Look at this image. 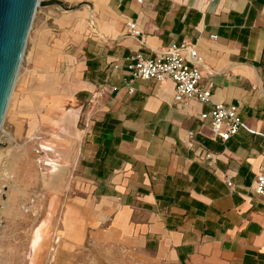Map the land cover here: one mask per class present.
<instances>
[{
    "label": "crops",
    "instance_id": "1",
    "mask_svg": "<svg viewBox=\"0 0 264 264\" xmlns=\"http://www.w3.org/2000/svg\"><path fill=\"white\" fill-rule=\"evenodd\" d=\"M115 4L118 33L104 53L72 57L75 101L83 105L96 87L104 97L82 135L80 163L95 188L82 197L75 229L66 224L68 242L82 247L80 232L91 227L90 249L109 254L98 264H264V199L251 188L264 168V0ZM128 21L141 27L142 47L123 36ZM181 41L201 58L212 101L237 107L243 126L226 142L199 119L209 106L175 105L171 81H136L127 97L126 74L113 69ZM69 255L66 264L84 263Z\"/></svg>",
    "mask_w": 264,
    "mask_h": 264
},
{
    "label": "rangeland",
    "instance_id": "2",
    "mask_svg": "<svg viewBox=\"0 0 264 264\" xmlns=\"http://www.w3.org/2000/svg\"><path fill=\"white\" fill-rule=\"evenodd\" d=\"M58 1L79 7L36 10L0 128V264H66L68 254L98 264L109 256L90 249L91 227L82 228L80 248L65 227L73 221L74 228L82 197L95 188L80 163L82 135L104 97L96 87L86 103L75 101L72 57L82 49L104 53L118 33L117 0Z\"/></svg>",
    "mask_w": 264,
    "mask_h": 264
},
{
    "label": "built area",
    "instance_id": "3",
    "mask_svg": "<svg viewBox=\"0 0 264 264\" xmlns=\"http://www.w3.org/2000/svg\"><path fill=\"white\" fill-rule=\"evenodd\" d=\"M123 36L136 41L139 47L143 46V31L136 22L125 23ZM201 64V58L194 46L190 42L181 41L157 47L152 51V56H144L139 50L123 58L120 64L113 66V69H122L125 72L127 97L133 92L130 85L136 81L155 83L171 81L175 85V105L183 106L188 101L195 100L209 106V111L202 113L199 119L201 122L209 123L210 133L214 139L226 142L238 133L243 124L236 106L212 101V84L202 78ZM227 185L232 187L229 181ZM251 188L256 196L264 199V168L259 171Z\"/></svg>",
    "mask_w": 264,
    "mask_h": 264
},
{
    "label": "water",
    "instance_id": "4",
    "mask_svg": "<svg viewBox=\"0 0 264 264\" xmlns=\"http://www.w3.org/2000/svg\"><path fill=\"white\" fill-rule=\"evenodd\" d=\"M68 8L58 0H0V128L24 54L26 39L39 7Z\"/></svg>",
    "mask_w": 264,
    "mask_h": 264
},
{
    "label": "bare ground",
    "instance_id": "5",
    "mask_svg": "<svg viewBox=\"0 0 264 264\" xmlns=\"http://www.w3.org/2000/svg\"><path fill=\"white\" fill-rule=\"evenodd\" d=\"M73 154H74L73 149H71V151H70L71 162L73 161V158H72L73 157Z\"/></svg>",
    "mask_w": 264,
    "mask_h": 264
},
{
    "label": "trees",
    "instance_id": "6",
    "mask_svg": "<svg viewBox=\"0 0 264 264\" xmlns=\"http://www.w3.org/2000/svg\"><path fill=\"white\" fill-rule=\"evenodd\" d=\"M98 175H99V173H98Z\"/></svg>",
    "mask_w": 264,
    "mask_h": 264
}]
</instances>
